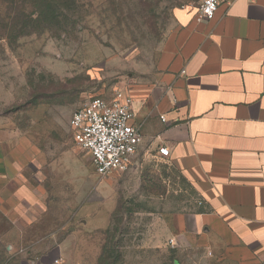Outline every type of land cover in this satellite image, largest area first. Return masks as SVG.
<instances>
[{
  "label": "rangeland",
  "instance_id": "obj_1",
  "mask_svg": "<svg viewBox=\"0 0 264 264\" xmlns=\"http://www.w3.org/2000/svg\"><path fill=\"white\" fill-rule=\"evenodd\" d=\"M72 1L52 27L0 37V140L30 162L19 181L26 216L20 209L18 223L31 222L17 236L0 222V264H173L152 244L169 245L161 219L189 197L187 186L164 162L98 176L69 120L152 70L173 12L202 0ZM64 241L73 242L65 258ZM144 243L151 250L138 257Z\"/></svg>",
  "mask_w": 264,
  "mask_h": 264
},
{
  "label": "crops",
  "instance_id": "obj_2",
  "mask_svg": "<svg viewBox=\"0 0 264 264\" xmlns=\"http://www.w3.org/2000/svg\"><path fill=\"white\" fill-rule=\"evenodd\" d=\"M196 11L173 12L152 70L122 90L141 135L129 170L164 162L190 191L161 219L173 244L155 241L154 251L173 264H264V0L220 4L211 21L197 22ZM29 163L0 140V222L9 236L31 223H18ZM69 245L60 244V257Z\"/></svg>",
  "mask_w": 264,
  "mask_h": 264
},
{
  "label": "built area",
  "instance_id": "obj_3",
  "mask_svg": "<svg viewBox=\"0 0 264 264\" xmlns=\"http://www.w3.org/2000/svg\"><path fill=\"white\" fill-rule=\"evenodd\" d=\"M229 1L202 0L196 11L197 22L211 21L218 6ZM134 115L133 101L122 90L93 98L72 114L69 128L73 140L88 153L98 176L109 177L129 170L141 142L140 132L132 123ZM160 119L164 121L163 117ZM158 154L166 159L169 150L161 147Z\"/></svg>",
  "mask_w": 264,
  "mask_h": 264
},
{
  "label": "trees",
  "instance_id": "obj_4",
  "mask_svg": "<svg viewBox=\"0 0 264 264\" xmlns=\"http://www.w3.org/2000/svg\"><path fill=\"white\" fill-rule=\"evenodd\" d=\"M72 0H2L0 37L8 41L36 33L39 28L52 27L62 10H68Z\"/></svg>",
  "mask_w": 264,
  "mask_h": 264
}]
</instances>
